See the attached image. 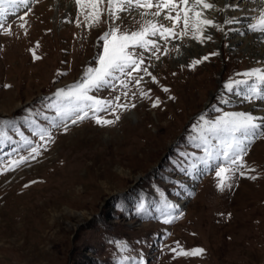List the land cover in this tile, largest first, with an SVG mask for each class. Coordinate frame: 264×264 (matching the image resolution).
Returning a JSON list of instances; mask_svg holds the SVG:
<instances>
[{"label":"rangeland","instance_id":"374dc122","mask_svg":"<svg viewBox=\"0 0 264 264\" xmlns=\"http://www.w3.org/2000/svg\"><path fill=\"white\" fill-rule=\"evenodd\" d=\"M56 4L35 0L30 11L13 6L4 24L11 34L0 29V132L12 138L0 143V168L28 154L21 132L41 144L35 159L0 173V264H264V139L244 157L245 175L237 172L227 181L230 189L218 187L219 161L205 168L199 160L205 146L219 144L201 116L215 120L222 115L215 108L262 112L264 103L242 99L247 85L235 93L224 87L247 79L237 74L264 68V59L247 51L248 38L258 31L238 32L239 21L222 25L224 31L208 29L212 39L201 44L191 32L180 39L177 25L175 39L159 40V60L145 53L151 76L141 72L139 85L123 89L117 82L115 90L92 93L102 99L119 95L127 111L98 113L119 120L103 126L94 119L68 121L65 131L51 127L56 113L47 105L55 102L58 89L97 66L99 37L108 23L89 29L75 0ZM227 5L234 6L231 18H237L241 3ZM121 15L122 29L139 28ZM181 44L185 50L195 45L199 53L178 60ZM204 56L209 59L189 66ZM33 119L49 128L52 141L39 140ZM194 163L197 170L190 167ZM165 218L172 222L164 223ZM172 249L205 252L185 256Z\"/></svg>","mask_w":264,"mask_h":264},{"label":"snow or ice","instance_id":"6c2138e0","mask_svg":"<svg viewBox=\"0 0 264 264\" xmlns=\"http://www.w3.org/2000/svg\"><path fill=\"white\" fill-rule=\"evenodd\" d=\"M34 2L35 0H0V29L11 34L10 25L8 29L4 28L9 8L13 6L17 9L23 7L30 11V4ZM75 3L83 14V23L89 29L99 27L101 23L107 22L108 30L99 37L102 41V52L97 57V66L87 67L81 80L77 83L67 88L58 89L54 94L55 102L47 105V107L53 108L56 113V116L52 118L51 127H63L65 131L68 129V121L75 125L87 119H94L97 124L103 126L114 124L116 120H119V115H116L115 120H108L100 118L98 113L107 110L115 113L117 109L127 111L129 106L120 103L121 97L117 95L112 99H102L92 93L105 88L115 90L117 82L123 89H128L129 83L139 85L143 80V76L139 75L141 72L151 76L148 67L144 66L145 60L148 58L145 53H149L151 57L159 60V53L161 52L159 40L162 39L167 43L170 37L175 39L177 37L175 32L177 25L182 26L179 33L180 39L191 32V39L201 44L212 39L208 29L224 31L223 26L217 23L215 19L209 18L205 11L220 10L216 8L214 0L213 2L210 0H75ZM121 14L131 17L135 23L139 24V28L134 30L122 29ZM27 15L28 12H25L24 16H20L19 19L24 20ZM162 21H169L170 24L166 25ZM238 22L236 18H232L226 19L223 24ZM80 24L81 22L77 19V26L79 27ZM20 27H24V24H21ZM250 28L253 31L264 32V11L256 18V22L250 25ZM167 54V50L164 49V55ZM217 54L211 53L210 56ZM208 59L209 56H204L201 59L193 60L189 66L195 68L196 65ZM237 75H242L247 79L229 81L224 85L226 91L235 93L241 85H247V90L243 93L242 99L252 104L264 103V68H254ZM152 79L155 80V77ZM141 94L146 95L145 93ZM123 95L127 97L128 92L124 91ZM229 102V100H223L224 104ZM159 103L160 101L157 99L153 106L155 107ZM131 107H135V104H132ZM214 110L222 112V115L211 121L205 120L203 116L200 119L204 121L207 133L218 140L219 144L215 147L205 146L203 149L204 157L199 158V160L205 168L211 167L213 160L219 161L215 169L216 176L220 178L218 187L221 190L226 187L230 189L232 185L227 181L237 172L241 176L245 175L243 169H247L248 165L244 157L258 139H264V115H255L252 112H228L221 108ZM28 112L29 115H32L31 109ZM45 119L48 117L45 116ZM31 122L36 124L34 119ZM34 134L40 141H52L54 139L49 128L39 124H36ZM20 135L23 137V143L27 147L28 154L19 155L16 159L8 161L4 168H0V173L6 170H15V168L26 164L30 159H35L36 155H39L41 144L24 136L22 132ZM5 139L8 142L12 141L7 132H0V143H3ZM205 144L210 145L207 137H205ZM190 167L197 170L199 165L194 163ZM250 170L254 171V169ZM249 178L256 179L255 176ZM166 206L173 210L176 208L172 204ZM168 217H171V213L168 214ZM171 222L172 218L164 219V223ZM179 247V243H177V248ZM172 251L177 252V249H172ZM204 252V249L191 251L180 249L177 255H203Z\"/></svg>","mask_w":264,"mask_h":264},{"label":"bare ground","instance_id":"6f19581e","mask_svg":"<svg viewBox=\"0 0 264 264\" xmlns=\"http://www.w3.org/2000/svg\"><path fill=\"white\" fill-rule=\"evenodd\" d=\"M64 0H56L57 6L60 7ZM228 0H214V3L216 5L217 9H220L219 11H206V14L209 18L215 19L217 23H220L221 25H224L222 22V19H229L231 16H233L234 13L232 11L234 10V6L227 5ZM238 3H241V7L238 8V16L236 20L243 22L240 27H238V32L245 33L250 30H252L250 27L246 25L253 24L256 22V18L261 14L262 11H264V0H236ZM210 2H213V0H210ZM232 19V18H231ZM245 22V23H244ZM209 31V30H208ZM248 46L247 51L249 54H252V56H258L260 61L264 59V32L258 31V33L253 34L250 38H248ZM260 46H263V48L259 51L258 48ZM182 49L181 54L177 56V59L180 58L183 59V57H189L192 54L199 53V49L194 46H188L187 50L184 49L183 44L180 45ZM259 115H264V106H262V112H260Z\"/></svg>","mask_w":264,"mask_h":264}]
</instances>
